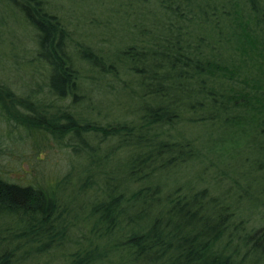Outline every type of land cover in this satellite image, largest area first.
Listing matches in <instances>:
<instances>
[{
	"label": "trees",
	"instance_id": "1",
	"mask_svg": "<svg viewBox=\"0 0 264 264\" xmlns=\"http://www.w3.org/2000/svg\"><path fill=\"white\" fill-rule=\"evenodd\" d=\"M10 1L0 4L18 11L33 33L32 59L43 69L41 86L53 101L69 99L70 104H43L0 84V118L27 134L42 130L66 139L80 169L74 176L72 164L45 185H23L0 175V213L19 214L23 226L0 238V245H10L0 249V264H19L15 255L33 243L38 248L23 257L32 254L29 258L40 261L46 238L51 249L66 243L70 251L77 247L69 264H114L112 259L122 264H261L264 227L249 232L234 221L231 208L239 206L241 194L228 191L233 205L224 204L206 187L183 192L173 182L201 156L178 131L181 124H209L222 134L246 126L245 146L258 155L245 163L264 179V0H152L150 13L164 18L144 20L139 10L137 20L126 16L127 35L106 55L74 45L42 0ZM85 68L90 77L83 74ZM107 89L129 102L130 120L123 113L127 118L120 122L100 123L108 114L94 105L91 94L103 96ZM77 106L81 113L74 114ZM90 139L115 144L103 149ZM69 184L74 185L70 191ZM259 244L260 256H252Z\"/></svg>",
	"mask_w": 264,
	"mask_h": 264
},
{
	"label": "rangeland",
	"instance_id": "2",
	"mask_svg": "<svg viewBox=\"0 0 264 264\" xmlns=\"http://www.w3.org/2000/svg\"><path fill=\"white\" fill-rule=\"evenodd\" d=\"M7 1L13 4L10 0ZM42 2L47 12L61 20L74 45L82 43L90 46L98 55L113 52L114 45L127 35L129 29L126 23L122 22L126 16L135 20L139 10L140 14L145 16L144 20H151L152 15L164 18L163 14L162 17L155 10L152 11L154 13H150L155 5L152 0H42ZM0 15L4 18L0 24V84L9 87L16 96L25 97L31 94L43 104L54 103L60 108L68 106L69 99L55 102L48 97L45 86H41L43 69L33 63V33L23 17L18 11L4 4H0ZM204 31L206 32L205 29ZM88 72L90 71L85 68L83 74L90 77L91 74ZM91 97L94 105L97 108L100 107L102 114H108L101 120L102 125L114 122L113 120L120 122L126 119L123 113L129 117L127 120H130L133 109L120 93L107 89L105 95L100 96L99 91H95ZM72 112L81 113V106H77ZM181 125L178 126V131L182 137L198 147L201 156L197 159L198 164L190 163L182 168L176 175L178 180L173 183H177L183 192L206 187L212 197L222 199L224 204L233 203L230 198L232 195L228 191L235 189L236 195L241 194L242 199L239 200V206L231 208L236 211L234 221L239 222V226L249 232L263 228L264 206L255 201H264V193L256 198L254 196L260 190H264V179L260 173L253 169L249 170L245 163V159L252 160L258 155L256 150H248L245 146L247 137L250 135L247 127L232 126L222 134V131H217L216 127L209 124L195 127ZM89 141L91 145L100 146L103 149L115 144V141L112 142L109 139L100 143L98 139ZM65 143H67L66 139H55L42 130L27 134L17 123L9 124L5 119L0 118V175L3 179L23 185H31V183L45 185L61 178L73 164L75 166H73V174L76 176L80 169L79 162L73 158L75 156ZM241 172L245 175L244 179ZM72 188L74 185L69 184L68 190ZM245 192L247 193L244 194ZM78 201L83 202L81 197ZM89 221L91 226L96 225L95 219H89ZM19 222H21V216L17 213H0V238L13 235L15 233L13 231L17 228L23 229ZM87 230L88 228H85L84 232L87 233ZM77 234V232L73 233L74 236ZM32 236L35 234H29L27 238ZM86 240L81 241L82 246L87 245ZM1 245L0 249L10 246ZM41 245L47 249V252L40 261L29 258L39 246L38 243H33L15 255L20 259L19 264H69V254L77 248L72 247L70 251L71 246L66 243L56 250L51 249L48 238L43 239ZM262 247L263 244L256 246L255 254L252 256L259 257ZM24 251H31L32 254L23 257ZM113 262L122 264L116 259H112L111 263ZM261 264H264V258H261Z\"/></svg>",
	"mask_w": 264,
	"mask_h": 264
}]
</instances>
